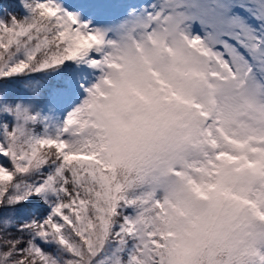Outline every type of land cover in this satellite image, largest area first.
Wrapping results in <instances>:
<instances>
[{
  "label": "snow or ice",
  "instance_id": "obj_1",
  "mask_svg": "<svg viewBox=\"0 0 264 264\" xmlns=\"http://www.w3.org/2000/svg\"><path fill=\"white\" fill-rule=\"evenodd\" d=\"M165 50L204 90L181 93L197 113L169 150L137 132L140 83L109 75ZM262 249L264 0H0V264H264Z\"/></svg>",
  "mask_w": 264,
  "mask_h": 264
},
{
  "label": "clouds",
  "instance_id": "obj_2",
  "mask_svg": "<svg viewBox=\"0 0 264 264\" xmlns=\"http://www.w3.org/2000/svg\"><path fill=\"white\" fill-rule=\"evenodd\" d=\"M152 59L150 66L141 53H131L129 60L119 69L111 70L109 75L115 89L127 90L134 82L140 83L145 99L135 95L132 97L137 101V115L142 118L137 129L140 137L158 148L176 149L180 147V125L184 119H191V116L197 113L192 96L181 93L194 92L195 101L202 102L204 90L199 88V81L194 78V67L185 69L184 66H179L178 70L168 71L173 64L174 53L165 50L162 53H154ZM154 69L163 70V78L166 81L164 85L157 83L156 78L152 76ZM189 72L192 75H189ZM172 92H176V95ZM102 103L107 104L108 101L102 98ZM177 190L185 197L191 195L179 181Z\"/></svg>",
  "mask_w": 264,
  "mask_h": 264
},
{
  "label": "rangeland",
  "instance_id": "obj_3",
  "mask_svg": "<svg viewBox=\"0 0 264 264\" xmlns=\"http://www.w3.org/2000/svg\"><path fill=\"white\" fill-rule=\"evenodd\" d=\"M167 179L172 180L175 179L174 177H168ZM166 194V190L164 187H159L157 190V195L158 196H164ZM261 254L264 255V249H262ZM254 264H260V259L259 257L256 258Z\"/></svg>",
  "mask_w": 264,
  "mask_h": 264
}]
</instances>
